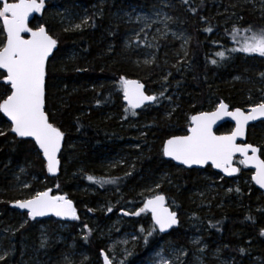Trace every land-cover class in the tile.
Masks as SVG:
<instances>
[{
  "label": "trees",
  "instance_id": "trees-1",
  "mask_svg": "<svg viewBox=\"0 0 264 264\" xmlns=\"http://www.w3.org/2000/svg\"><path fill=\"white\" fill-rule=\"evenodd\" d=\"M160 1L45 0L43 12L31 20L30 27L44 25L58 41L47 63L45 111L50 123L64 133V143L59 174L51 178L34 144L16 138L0 115V130L6 133L0 136V256L4 257L0 264H61L70 239L85 250L87 263H98L100 242L92 233L81 237L76 220L35 221L10 208V203L44 189L90 208L98 202L107 208L115 201L117 207L132 203L142 207L147 198L164 195L167 206L178 215L179 226L166 235L157 229L146 243L144 238L153 224L147 228L150 217L147 212L141 213L135 222L139 243L129 264H144L162 241L186 252L181 264H194L197 257L205 264H220L210 253L201 251L203 245L213 251L215 244L233 257L229 258L231 264H250L249 259L255 255L264 264V236L260 235L264 229V197L253 186L251 171L239 163L236 177L221 178L230 193L195 202L192 191L203 184L205 174H213L212 169H183L162 157L163 142L182 135L184 120L213 110L212 103L224 101L230 109L246 110L264 102V64L231 51L238 45L232 37V25L238 17L263 25L264 19L257 10L233 0L172 3L171 22L189 36L183 57L181 42L155 24L143 28L139 35H129L134 26L125 20L124 11L135 6L149 12L160 7ZM222 9L224 12L219 13ZM67 14L85 15L87 24L65 31L61 19ZM208 27L212 32L204 31ZM218 51L225 52L223 59L215 55ZM178 57L183 59L180 64ZM213 59L216 64L211 63ZM121 76L138 80L146 92L157 91V101L135 110V116L131 109L125 112L128 107L122 102L118 83ZM6 87L0 79V92ZM166 87L179 96L178 100L177 96L169 100L177 105L169 117L163 115L167 108L160 104L167 95L162 90ZM231 127L224 124L216 133H230ZM141 133L145 136L140 137ZM247 142L259 147L264 160V122L248 128ZM27 164L38 180L19 191L13 187L10 169ZM88 176L97 180L116 178V183L108 184L110 189L103 194L100 192L105 184L89 181ZM159 182L161 186L150 192ZM83 188L90 194L77 199L78 194L71 192ZM58 235L67 236L66 242H60ZM196 237L200 243H193ZM241 248L245 253L239 251Z\"/></svg>",
  "mask_w": 264,
  "mask_h": 264
},
{
  "label": "snow or ice",
  "instance_id": "snow-or-ice-1",
  "mask_svg": "<svg viewBox=\"0 0 264 264\" xmlns=\"http://www.w3.org/2000/svg\"><path fill=\"white\" fill-rule=\"evenodd\" d=\"M183 2L187 3L188 0H183ZM44 9L45 0H14V2L0 0V70H2L0 79L4 85L9 86L0 92V113L10 121L9 131L11 133H14L16 137L31 138L35 142V146L46 161L48 173L55 175L60 164L57 154L61 150L64 133L50 123L45 111V100L47 63L54 49L57 48L58 41L49 34L44 25L29 26V17L34 13H42ZM192 11L195 12V9ZM164 18L171 19L166 14ZM147 19L145 18V27H150ZM81 24H87V19ZM81 24H75L74 28L80 29ZM68 30L70 29H65V31ZM204 31L212 32V28L208 27ZM241 32L243 35H240ZM24 34H28V38H25ZM232 37L239 45L231 49L232 52L264 57V28L257 29L252 25L243 29L233 27ZM215 55L223 59L225 52L218 51ZM211 63L216 64L217 61L213 59ZM118 83L123 92V99L128 104L125 112L131 109L133 116L136 115L135 109L145 105V102H156L158 99L155 95H146L143 91L144 85L138 80H130L121 76ZM163 94V92L160 93L161 96ZM225 116L235 121V128L228 134L216 135L213 126ZM260 117H264V102L252 106L246 113L240 108L229 111V105L220 101L215 110L192 115L189 118L186 135H174L165 140L162 147L163 156L170 157L188 167L210 164L213 168L232 176L239 171L238 168L233 167L234 155L239 153L243 157L239 163L256 169L251 178L261 189H264V160L257 155L260 149L248 143H237L238 138L244 137L245 127L249 121ZM5 135L6 133L0 130V136ZM87 178L101 185L116 183V178L99 180L93 176ZM159 186L158 184L157 187ZM165 200L164 195L155 194L147 198L143 207L138 211L123 213L126 216L151 213L153 225L144 238L146 243L148 237H151L157 229L160 233H165L179 223L177 213L169 210ZM14 206L27 210L29 219L42 217L49 213L57 217L79 219L73 202L65 196L50 195V190L36 192L25 200H16ZM108 211L111 212L112 208L109 207ZM140 231L144 232L145 229L141 228ZM260 235L264 236V229L261 230ZM133 239L136 237L134 236ZM193 243H198V241H193ZM239 251L243 254L246 250L241 248ZM101 255L104 264H112L103 251ZM157 255L159 256L158 264H171L170 260L160 253ZM3 259L4 257L0 256V260Z\"/></svg>",
  "mask_w": 264,
  "mask_h": 264
},
{
  "label": "rangeland",
  "instance_id": "rangeland-1",
  "mask_svg": "<svg viewBox=\"0 0 264 264\" xmlns=\"http://www.w3.org/2000/svg\"><path fill=\"white\" fill-rule=\"evenodd\" d=\"M179 0H162L161 6L152 8L149 12H146L142 9L136 8L135 6L129 7L128 10H125L123 13V16L125 20L131 24H133L134 30L131 31L129 35L136 36L141 29L145 28V18L147 19V23L152 25L155 24L156 27L160 30L162 29L164 32H170V34L173 35V37L177 40H179L182 44L181 50L183 57L185 56L187 45L189 42V36L186 33H181V30L171 22L172 17L169 12V9L172 6V3H177ZM201 2L203 0H195ZM208 2L210 0H207ZM233 3H239L240 5L247 6L252 8L254 11L257 10V12L262 15L261 18L264 19V0H233ZM211 6V5H210ZM218 7V6H217ZM168 9V10H167ZM225 12L227 9H225ZM224 10H218L219 13H223ZM230 13V11H229ZM159 14V15H158ZM165 14L167 17H170L171 19H165ZM85 19V15H78L73 16L70 14L64 15L62 17L63 22V29H70L74 28L75 24H81V22ZM260 22V21H259ZM248 25H252L254 28H264L263 23H253L248 21H243L242 17H238L232 26L236 27L237 29H243L247 27ZM240 35H243L241 32ZM219 36H222L221 34ZM239 38V37H238ZM128 43L125 42V45ZM239 45H236L235 47H238ZM234 47V48H235ZM242 53V52H241ZM249 60L259 61L262 64H264V57H260L256 54H245L243 53ZM182 57H178L177 63L180 64L182 62ZM163 92L167 93L164 94L162 97L160 104L167 108L166 113L163 115L166 117H169L171 112L177 108L176 104H171L169 102L170 99L175 98L178 100L179 96L177 95V92H175L173 89L171 91L168 90V87H166ZM159 90V91H162ZM148 95H155L157 91L154 90H148ZM212 109H215L216 106L219 104V102L212 103ZM211 106V105H210ZM191 117V116H190ZM189 117V118H190ZM189 118L185 121L184 124L186 125L184 129V133L182 135L187 134V128L189 126ZM10 127V126H9ZM5 129V127H3ZM145 133H141L139 136H145ZM169 139V138H168ZM152 140V139H151ZM148 141L147 144H152V141ZM167 140V139H166ZM164 143V142H163ZM163 147V146H162ZM150 148V147H149ZM148 148V149H149ZM163 157V154H162ZM239 164V160L236 159L235 165ZM31 165H19L16 167H13L10 169L11 178L13 179V187L18 189L19 191L27 190L33 182H36L38 180L37 176L30 173ZM213 171V170H212ZM252 174V172H251ZM221 175L214 172L213 174H205L203 177V184L201 186H198L194 191H192L191 195H195L194 198L195 202H198L200 199H206V200H213L215 198H218L219 196L224 197L225 194L230 193V188H225L222 184ZM42 183V182H41ZM161 186V182L158 183ZM27 185V187H25ZM254 186V185H253ZM12 187V188H13ZM103 190L100 193L106 194L107 191H109L110 188H108V184H105L103 186ZM158 187L155 186L154 188L150 189V192L153 190L155 191ZM44 190H41L40 192H43ZM75 192L78 194L77 199L81 197L83 194H90V192L83 189H78L77 191L72 189L71 192ZM54 195V194H52ZM263 196V195H262ZM264 197V196H263ZM79 201V200H78ZM75 209L77 212V216L79 219H76V222L78 223L77 230L81 237H85L89 234H94L101 244V248L98 250V263L97 264H103L102 263V256L100 253L103 251L109 259L112 261V264H121L123 261V264H129L132 263L134 259L133 251L138 247L139 243V237L136 231V223L140 219V216H134V215H124V212H135L138 211L141 207L132 204H127L122 208L117 207L118 204L115 202L112 203L111 206H108L105 208L103 203L98 202V204H95L96 206L94 208H90L89 206L85 205L83 202L74 201ZM144 204V203H143ZM112 207V211L109 212L108 208ZM143 207V205H142ZM91 209V211L89 210ZM129 220H133L134 223H131ZM147 228L150 227L151 220L147 222ZM63 229L66 228V226L62 227ZM136 237V239H133V237ZM67 236L64 235H58V240L60 242L64 243L66 242ZM71 242H68L67 244V251L65 252V255L62 260L60 261L61 264H89L87 254L85 253V250H81V248L75 246L72 239H70ZM193 241H198V243L201 242V239L199 237L194 238ZM215 248L213 251H210L208 245H203L202 249L212 256L214 262H219L220 264H231V258L232 256L225 255V251L221 249L220 244L213 245ZM209 249V251H208ZM173 250H176L173 252ZM157 253H160L163 255L166 259H169L171 264H181L182 261L186 259V252L182 249H179L178 247H175L171 243H166L165 241L160 242V245L150 252V254L147 256L144 264H158L159 256ZM225 255V257H224ZM255 255V254H253ZM178 257V259H177ZM233 259V257H232ZM250 264H263V260L259 255H255L253 258L249 259ZM194 264H205V262L197 257V260Z\"/></svg>",
  "mask_w": 264,
  "mask_h": 264
},
{
  "label": "water",
  "instance_id": "water-1",
  "mask_svg": "<svg viewBox=\"0 0 264 264\" xmlns=\"http://www.w3.org/2000/svg\"><path fill=\"white\" fill-rule=\"evenodd\" d=\"M36 15H37V13H34L32 16H30V17H29V21L31 22V20H32ZM24 36H25V38H28V34H24ZM55 50H56V49H54V51H55ZM54 51H53V53H54ZM52 55H53V54H52ZM52 55L50 56V58L52 57ZM50 58H49V60H50ZM0 71H2V70H0ZM131 80H135V79H131ZM2 83H3V81H2ZM141 84H142V83H141ZM5 86H6V85H5ZM8 87H9V86H8ZM143 91L145 92L146 95H148L147 92H146L145 86H144ZM122 102H123V104H124L125 106L128 107V104H127V102L123 99V96H122ZM223 102H224V101H223ZM153 103H154V102H145V105H143V106H141L140 108L135 109V110L138 111V110L142 109L143 107L151 106ZM224 103H225V102H224ZM250 108H251V107H250ZM250 108H247L246 110H243V109H241V110L247 113V112L250 110ZM235 109H236V108H235ZM235 109H230V108H229V111H233V110H235ZM213 110H215V109H213ZM213 110H211V111H213ZM204 112H208V111H204ZM197 114H198V113H197ZM0 115L5 119V121H6V122L8 123V125L10 126V121H8L7 117H4L2 113H0ZM194 115H196V114H194ZM260 122H264V117H260V118H258V119H256V120L249 121L248 125H246V127H245V135H244V137L238 138V139H237V143H238V144L248 143V142H247L248 128H249L250 126L256 125V124H258V123H260ZM224 124H230V125L232 126V129L235 128V121H233V120L231 119V117H227V116H225V117H223L221 120H218V121L216 122V124L213 126V131L215 132L216 135H225V134H217V133H216L217 129H218L220 126L224 125ZM232 129H231V131H232ZM12 134L15 136L14 133H12ZM227 134H228V133H227ZM15 137H16V136H15ZM16 138H18V139H20V140L30 141V142H32V143L34 144V146H35V142H34L31 138H20V137H16ZM170 138H171V137H170ZM63 143H64V139H63L62 142H61V150H62V147H63ZM248 144H249V143H248ZM253 146H255V145H253ZM255 147H257V146H255ZM35 148H36V151L39 153L41 159L44 161V163H45V167H46V161H45L44 158H43V154L39 151V149H38L36 146H35ZM258 148H259V147H258ZM61 150H60V152H61ZM60 152L57 154V158H58V160H59V154H60ZM162 154H163V153H162ZM249 155H251V153H249ZM257 155H258V157H259L260 159H262V158L260 157V151L257 153ZM163 158H164V160L171 162V163H172L173 165H175V166L181 167V168H183V169H188V170H191V169H194V170H203V169H205L206 167H210L214 172L220 174V175H221L222 177H224V178H234V177H236V176L238 175V173H239V171H238L237 173L233 174L232 176H228V175H226L225 173H223L222 171H220L219 169L213 168L210 164H208V165H203V166H201V165H193V166H191V167H188V166H186V165L179 164L177 161L172 160L170 157H165V156H163ZM236 159H238V160L240 161L241 159H243V157L240 156L239 153H236V154L234 155V158H233V167H236V168L239 169V167H238L237 165H235V161H236ZM262 160H263V159H262ZM241 165H242V164H241ZM242 166H243L245 169L250 170V171L252 172L251 177H252V175L255 174L256 169H255L254 167H252V166L245 167L244 165H242ZM59 169H60V164H59V167H58V171L56 172L55 175H53V174H51V173H48L47 168H46V171H47V174H48L49 177H51V178H55V177H57L58 174H59ZM251 181H252L254 187H255L257 190H259V191L261 192V194H263V196H264V189H261V188H260V187H259V186H258L253 180H252V178H251ZM46 191H48V190H46ZM50 195H52L51 191H50ZM52 196H58V195H52ZM60 196H64V195H60ZM65 197H66V196H65ZM72 202H73V201H72ZM165 204H166V200H165ZM166 206H167V204H166ZM73 207L75 208L74 202H73ZM167 207H168V206H167ZM10 208L13 209V210H15V211H17V212H19V213H22V214H26V215H27V210H25V209H19V208L15 207V206H14V202L10 203ZM168 208H169V207H168ZM169 210L172 211L170 208H169ZM147 213L149 214L150 219H151V222H152L151 213H150V212H147ZM27 217H28V216H27ZM46 219H53L54 221L64 222V223H72V222L75 221V220L70 219V218H67V217H57V216H55V215H53V214H51V213H49L48 215L42 216V217H36L35 219H31V220L39 221V220H46ZM152 223H153V222H152ZM178 226H179V223H178L176 226H173V228L169 229L167 232L162 233V234L166 235V234H168L172 229H176ZM100 255H101V253H100ZM101 256H102V255H101ZM102 263L104 264L103 256H102Z\"/></svg>",
  "mask_w": 264,
  "mask_h": 264
},
{
  "label": "flooded vegetation",
  "instance_id": "flooded-vegetation-1",
  "mask_svg": "<svg viewBox=\"0 0 264 264\" xmlns=\"http://www.w3.org/2000/svg\"><path fill=\"white\" fill-rule=\"evenodd\" d=\"M231 126V125H230Z\"/></svg>",
  "mask_w": 264,
  "mask_h": 264
}]
</instances>
